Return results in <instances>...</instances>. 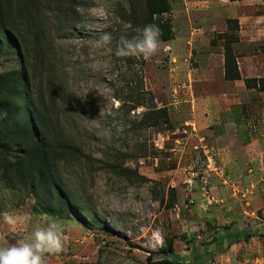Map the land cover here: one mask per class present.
Listing matches in <instances>:
<instances>
[{"label": "rangeland", "instance_id": "obj_1", "mask_svg": "<svg viewBox=\"0 0 264 264\" xmlns=\"http://www.w3.org/2000/svg\"><path fill=\"white\" fill-rule=\"evenodd\" d=\"M70 1L77 14L70 25L63 19L64 12L71 9L67 0H62L61 5L41 4V16L46 39L54 45L51 84L56 90L61 118L72 138L82 145L84 155L90 158L88 163L62 165L60 170L62 183L85 211V219L79 215L40 214L31 197L21 203L17 192L0 183V247L30 239L37 226L44 227L55 220L63 227L64 243L60 252L45 255L44 264H148L147 258L179 264H223L220 255L228 249V241L235 240L230 236L227 241L224 233H233L236 227L246 225L229 220L217 222L215 211L221 209L216 204L217 192L228 189L233 195V189L239 186L246 189L247 185H260L264 181L252 176L239 182L240 178L224 171L220 174L205 171L210 148L196 144L188 150L187 142L193 137L184 124L189 119V107L181 102L174 104L167 42L159 43L155 54L144 59L143 64L136 59L126 65L114 58L115 40L126 35L129 27L119 17L128 0ZM195 1L200 2L195 10H202L201 6L209 7L214 0ZM168 2L170 11L165 17L176 29L173 39L180 38L187 17L172 14L173 10L186 7L185 1ZM198 13L191 16L193 27L201 23ZM226 15L216 23L221 26L225 22L226 30L214 34L213 41L222 46L220 54L223 53L224 59L229 55L236 64V46L241 40L239 25L235 19H225ZM16 19L25 23L19 14ZM21 29L28 43L25 58L31 64L33 85L47 98L50 91L46 87L48 82L45 83L46 73L35 64L32 34ZM103 32L113 36L112 52L95 47V40ZM242 46L244 43L239 45ZM254 52L264 54V46H259L260 53ZM201 53L196 45L193 60ZM6 69L7 63L0 59V71ZM236 72L238 69L231 66L228 77L233 78ZM215 78L220 90L235 91L232 81L236 79L228 80L225 74L221 77L218 73ZM101 108L114 115L99 118ZM158 109H164L166 116L161 117L163 113L158 114ZM147 114L148 124L138 126ZM2 116L0 109V119ZM98 118L102 126L99 128L90 122ZM114 122L122 123L124 131L117 133L113 128L111 138L102 136L103 128ZM107 166H118L126 172ZM202 189L213 200H208ZM220 212L230 218L227 208ZM4 213L12 215L15 223L9 224ZM248 231L245 228L243 233ZM169 243L174 253L164 254Z\"/></svg>", "mask_w": 264, "mask_h": 264}, {"label": "crops", "instance_id": "obj_2", "mask_svg": "<svg viewBox=\"0 0 264 264\" xmlns=\"http://www.w3.org/2000/svg\"><path fill=\"white\" fill-rule=\"evenodd\" d=\"M184 1L186 7L173 10L172 14L187 17L184 34L168 41L167 50L171 55L168 73L174 104L181 102L189 107V119L184 124L193 137L187 142L188 150L196 144L210 148L205 171H224L240 178L239 182L252 176L264 181V54L254 52L260 53L259 46H264V0H214L209 7L201 6L202 10H195L199 1ZM223 9L225 13L221 12ZM196 11L200 12L197 16L201 23L193 27L191 16ZM223 14H227L225 19L237 20L240 44L244 43L242 47L236 46L239 78L232 81L236 89L227 92L220 90L215 78L217 73L224 77L225 59L220 54L222 46L213 41L214 34L226 30L225 22L221 26L216 24ZM208 20L210 23H206ZM172 30H176L174 25ZM196 45L202 53L193 60ZM192 62L197 66L192 68ZM244 189L239 186L233 189V195L228 189L216 195V204L225 211L227 208L230 217L216 209L217 222L229 220L246 225L236 227L233 233H224L226 237L232 234L235 240H230L232 244L220 255L223 264H264V183ZM245 228L250 231L243 233Z\"/></svg>", "mask_w": 264, "mask_h": 264}, {"label": "trees", "instance_id": "obj_3", "mask_svg": "<svg viewBox=\"0 0 264 264\" xmlns=\"http://www.w3.org/2000/svg\"><path fill=\"white\" fill-rule=\"evenodd\" d=\"M50 2L61 5L62 0H0V59L7 63V69L0 71V109L3 112L0 119V183L17 192L21 203L31 197L35 210L40 214L79 215L85 219V211L62 183L60 173L62 165H81L88 163L90 158L84 155L82 145L67 130L66 123L61 118L62 111L55 99V87L51 84L54 79V45L46 39L41 16V4L48 5ZM71 3L67 0L68 5ZM123 8L119 17L129 26L127 34L123 36L131 39L139 35V30L146 25L155 24L161 29L160 43L173 40L171 20L165 17L170 11L168 0H128L127 7ZM74 10L71 5L70 11L63 14L68 25L77 19ZM16 14L24 17V24L17 21ZM22 27L31 32L35 64L46 73L45 83L48 82L46 87L50 91L47 98L39 87L37 89L33 85V78L29 73L31 64L25 58L28 43ZM120 37L115 40L114 58L129 65L136 59L115 55V45ZM138 61L140 64L144 63V59ZM231 66L237 70L236 64L228 55L225 58L226 79H238L237 72L233 78L228 77ZM138 87H142L141 81ZM129 93L133 96L132 91ZM139 104L136 106H140ZM135 108L131 107V110ZM157 112L163 113L161 117L166 116L164 109H158ZM149 116L144 115L138 126L147 125ZM109 168L124 170L118 166ZM230 236L225 237L230 240ZM231 244L228 241L227 247ZM173 253V247L169 243L164 254ZM147 261L148 264H179L168 259L152 261L147 258Z\"/></svg>", "mask_w": 264, "mask_h": 264}, {"label": "clouds", "instance_id": "obj_4", "mask_svg": "<svg viewBox=\"0 0 264 264\" xmlns=\"http://www.w3.org/2000/svg\"><path fill=\"white\" fill-rule=\"evenodd\" d=\"M140 34L128 39L121 36L115 45V55L122 58L148 59L157 51L160 43L161 29L158 25L148 24ZM98 50L113 51V36L109 32H103L94 42ZM105 115H114L110 110L101 108L99 118ZM98 119L90 122L96 123V126L102 127ZM113 128L117 133L124 131V125L114 122L111 127H104L102 136L111 138ZM4 218L9 224L15 223V218L9 213H4ZM64 243L63 227L53 220L46 226H37L33 231L31 238L18 241L16 244L8 247H0V264H44L46 254H55L62 250Z\"/></svg>", "mask_w": 264, "mask_h": 264}, {"label": "built area", "instance_id": "obj_5", "mask_svg": "<svg viewBox=\"0 0 264 264\" xmlns=\"http://www.w3.org/2000/svg\"><path fill=\"white\" fill-rule=\"evenodd\" d=\"M202 191L204 192V194L206 195V198H207L208 200H212V199H210V197L207 196V193H206L205 189H202Z\"/></svg>", "mask_w": 264, "mask_h": 264}]
</instances>
